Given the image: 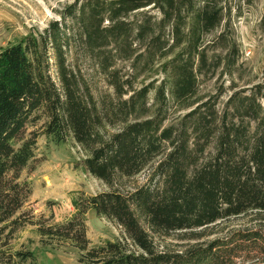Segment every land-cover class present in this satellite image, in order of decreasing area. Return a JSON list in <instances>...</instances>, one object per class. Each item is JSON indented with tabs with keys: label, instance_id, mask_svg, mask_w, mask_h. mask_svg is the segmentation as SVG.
I'll return each instance as SVG.
<instances>
[{
	"label": "trees",
	"instance_id": "obj_1",
	"mask_svg": "<svg viewBox=\"0 0 264 264\" xmlns=\"http://www.w3.org/2000/svg\"><path fill=\"white\" fill-rule=\"evenodd\" d=\"M231 13L228 0H77L42 34L0 51V264L32 222L19 214L33 194L21 176L40 135L28 130L42 120L43 135L73 139L85 171L110 188L76 198L68 222L40 223L46 243L72 242L86 264H264V227L181 253L153 239L199 241L218 222L264 213V82L224 109L199 91L211 47L237 49L224 33L207 40ZM145 172L132 192L115 188ZM90 210L124 238L89 248Z\"/></svg>",
	"mask_w": 264,
	"mask_h": 264
},
{
	"label": "rangeland",
	"instance_id": "obj_2",
	"mask_svg": "<svg viewBox=\"0 0 264 264\" xmlns=\"http://www.w3.org/2000/svg\"><path fill=\"white\" fill-rule=\"evenodd\" d=\"M228 1L232 13L220 28L207 36V40L211 41L224 33L225 39L236 42L237 49H228L223 53L222 50L216 51L215 47H211V59L199 79L202 97H220V109H224L228 97L234 92L248 90L264 82V0ZM75 2L77 0H0V51L23 42L26 36L42 34L52 22L60 21L63 13ZM227 53L231 55L229 61L223 59ZM220 54L222 57H219ZM215 55L218 57L216 60ZM218 62L220 65H217ZM80 65L83 69L90 70L87 62ZM120 66L129 70L125 67L128 64ZM154 77L158 78V82L164 79L161 74H154ZM94 79L100 85L103 84L97 74H94ZM262 104L264 106V100ZM169 113H174V108ZM42 123L43 120L28 130V134L38 132L40 135L35 150L36 159L21 176V182L26 181L32 185L33 194L19 214L26 213L32 222L13 235L10 245L3 250L2 258L4 264H86L81 262V253L72 242L54 241L50 244L43 241L38 225L68 222L76 213L73 204L76 198L83 194L95 196L110 191V188L85 171L82 164L87 153L73 139L69 138L66 143L54 142L43 135ZM147 173L119 181L115 188L125 193L132 192L146 182ZM87 227L89 248H97L124 238L121 226L115 221L97 216L92 210L87 215ZM260 227H264V213H248L218 222L206 231L201 230L205 231L206 236L199 241L184 240L179 236L182 234L177 233L169 238L153 239L157 251L181 253L190 248L208 245L217 239L229 238L237 231ZM28 253L29 256H26ZM10 254L11 262L7 260Z\"/></svg>",
	"mask_w": 264,
	"mask_h": 264
}]
</instances>
